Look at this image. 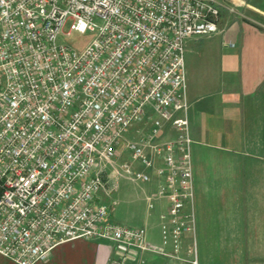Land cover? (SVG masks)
Returning a JSON list of instances; mask_svg holds the SVG:
<instances>
[{
	"label": "built area",
	"instance_id": "built-area-1",
	"mask_svg": "<svg viewBox=\"0 0 264 264\" xmlns=\"http://www.w3.org/2000/svg\"><path fill=\"white\" fill-rule=\"evenodd\" d=\"M223 10L235 12L222 0H0V255L35 264L104 239L111 264H144L195 237L185 41L219 31ZM123 147L131 161L117 168ZM121 173L157 178L160 243L111 219L101 193Z\"/></svg>",
	"mask_w": 264,
	"mask_h": 264
},
{
	"label": "crops",
	"instance_id": "crops-1",
	"mask_svg": "<svg viewBox=\"0 0 264 264\" xmlns=\"http://www.w3.org/2000/svg\"><path fill=\"white\" fill-rule=\"evenodd\" d=\"M222 1L235 12L222 11L219 31L185 41L195 237L185 234L174 256L144 253V264H264V0ZM157 187L156 177L145 184L146 201ZM166 207L157 199L144 223L117 222L160 243ZM111 254L109 241L79 238L35 264H111ZM0 264L17 263L0 255Z\"/></svg>",
	"mask_w": 264,
	"mask_h": 264
},
{
	"label": "rangeland",
	"instance_id": "rangeland-1",
	"mask_svg": "<svg viewBox=\"0 0 264 264\" xmlns=\"http://www.w3.org/2000/svg\"><path fill=\"white\" fill-rule=\"evenodd\" d=\"M90 38V35H84L79 42H84ZM154 117L155 114L152 113ZM144 123H136L134 128L142 129ZM142 131V130H141ZM172 136V130H168L164 138H170ZM129 139L135 140L138 138V134H133L128 136ZM118 160L115 167L119 168L120 163L124 161H131L130 153L125 147L119 152ZM136 168H140V164L136 163ZM122 172V171H120ZM145 184L144 181H136L128 177L125 174H120L118 176V181L115 180L114 189L109 193L106 192L105 203L109 205L111 209V218L115 219L116 222L119 220L124 221L127 224L138 225L144 223V219L148 214V206L145 194Z\"/></svg>",
	"mask_w": 264,
	"mask_h": 264
}]
</instances>
